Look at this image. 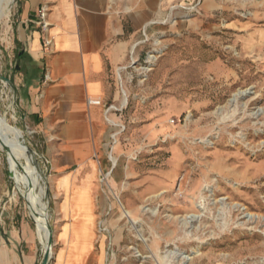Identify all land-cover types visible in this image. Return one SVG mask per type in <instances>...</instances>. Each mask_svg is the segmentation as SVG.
Wrapping results in <instances>:
<instances>
[{"label":"rangeland","instance_id":"obj_1","mask_svg":"<svg viewBox=\"0 0 264 264\" xmlns=\"http://www.w3.org/2000/svg\"><path fill=\"white\" fill-rule=\"evenodd\" d=\"M15 3L5 0L8 10L0 18V118L6 115L23 133L24 148L47 185L55 234L43 137L3 79L13 69ZM207 48L193 31L154 63L139 60L120 71L121 98L106 113L108 165L102 174V232L116 237L108 252L113 264H264V68L233 58L228 64L235 72L226 84L195 88L198 58ZM12 168L8 150L0 149V208L30 219L45 245Z\"/></svg>","mask_w":264,"mask_h":264},{"label":"crops","instance_id":"obj_2","mask_svg":"<svg viewBox=\"0 0 264 264\" xmlns=\"http://www.w3.org/2000/svg\"><path fill=\"white\" fill-rule=\"evenodd\" d=\"M196 1L16 0L9 25L13 69L3 79L43 137L50 161L55 234L49 264H113L108 252L116 237L101 232L99 224L107 203L104 107L121 98V70L139 60L154 63L175 39L193 31L208 47L198 58L196 78L189 79L195 88L226 84L235 72L228 64L233 58L264 68V0H202L196 15L183 8ZM43 5L49 9L50 46L37 21ZM3 208L0 264H40L44 246L33 222L5 215Z\"/></svg>","mask_w":264,"mask_h":264},{"label":"bare ground","instance_id":"obj_3","mask_svg":"<svg viewBox=\"0 0 264 264\" xmlns=\"http://www.w3.org/2000/svg\"><path fill=\"white\" fill-rule=\"evenodd\" d=\"M7 10L8 7L5 4V0H0V18ZM23 140L22 131L12 125L6 115L0 118V149H7L9 152L14 168L12 169L16 172L17 185L20 187L21 192L27 196L36 212L39 232L45 243L43 246L46 247L49 236L47 185L43 183V177L38 173L34 161L28 156Z\"/></svg>","mask_w":264,"mask_h":264},{"label":"built area","instance_id":"obj_4","mask_svg":"<svg viewBox=\"0 0 264 264\" xmlns=\"http://www.w3.org/2000/svg\"><path fill=\"white\" fill-rule=\"evenodd\" d=\"M202 0H197L196 3L192 4V5H185L183 8H185L187 11H190L192 14L196 15V14H200V5H201ZM180 6H173V9H177ZM37 21L41 27V30L44 34V43L47 46H50L53 43V38L52 36L49 34L50 31V27H51V23L49 21V9L46 5H43L39 8L38 13H37ZM235 54H237L238 52L235 51ZM154 53H150L149 57L154 56ZM48 73H46L45 78H48ZM90 103H96V104H102V100L101 99H89L88 100ZM112 109H117V106L114 104H110L107 108H105V113L109 112ZM175 120V119H174ZM112 137L115 139V141H117L116 138V134H112ZM99 230L102 232L104 230V222L100 221L99 224Z\"/></svg>","mask_w":264,"mask_h":264},{"label":"water","instance_id":"obj_5","mask_svg":"<svg viewBox=\"0 0 264 264\" xmlns=\"http://www.w3.org/2000/svg\"><path fill=\"white\" fill-rule=\"evenodd\" d=\"M49 236L47 241V246L44 249L43 258L40 264H49L52 257V248L54 245V233L52 226L48 223Z\"/></svg>","mask_w":264,"mask_h":264}]
</instances>
